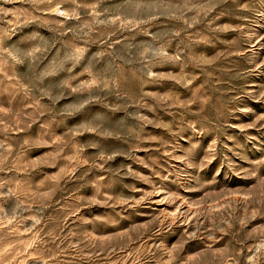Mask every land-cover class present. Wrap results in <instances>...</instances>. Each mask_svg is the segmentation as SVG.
<instances>
[{"label":"rangeland","instance_id":"rangeland-1","mask_svg":"<svg viewBox=\"0 0 264 264\" xmlns=\"http://www.w3.org/2000/svg\"><path fill=\"white\" fill-rule=\"evenodd\" d=\"M0 264H264V0H0Z\"/></svg>","mask_w":264,"mask_h":264}]
</instances>
